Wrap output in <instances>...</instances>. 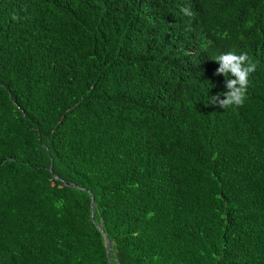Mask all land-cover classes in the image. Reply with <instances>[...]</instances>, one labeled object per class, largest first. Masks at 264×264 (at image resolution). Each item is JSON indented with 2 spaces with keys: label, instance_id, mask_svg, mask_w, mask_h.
<instances>
[{
  "label": "trees",
  "instance_id": "16d2710c",
  "mask_svg": "<svg viewBox=\"0 0 264 264\" xmlns=\"http://www.w3.org/2000/svg\"><path fill=\"white\" fill-rule=\"evenodd\" d=\"M0 264H264V0H0Z\"/></svg>",
  "mask_w": 264,
  "mask_h": 264
},
{
  "label": "clouds",
  "instance_id": "9594fccd",
  "mask_svg": "<svg viewBox=\"0 0 264 264\" xmlns=\"http://www.w3.org/2000/svg\"><path fill=\"white\" fill-rule=\"evenodd\" d=\"M186 11V10H185ZM219 67L217 73L225 76L226 92L213 96L211 104H218L221 108L230 105H240L244 101L245 92L249 84V75L255 71L256 65L247 54L235 51L222 52L215 56Z\"/></svg>",
  "mask_w": 264,
  "mask_h": 264
},
{
  "label": "water",
  "instance_id": "95a60500",
  "mask_svg": "<svg viewBox=\"0 0 264 264\" xmlns=\"http://www.w3.org/2000/svg\"><path fill=\"white\" fill-rule=\"evenodd\" d=\"M92 206H93V198L91 197V212H92ZM103 236H104V241H105V247H106V250L108 251V249L110 248L109 240L105 234Z\"/></svg>",
  "mask_w": 264,
  "mask_h": 264
}]
</instances>
